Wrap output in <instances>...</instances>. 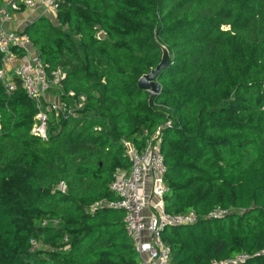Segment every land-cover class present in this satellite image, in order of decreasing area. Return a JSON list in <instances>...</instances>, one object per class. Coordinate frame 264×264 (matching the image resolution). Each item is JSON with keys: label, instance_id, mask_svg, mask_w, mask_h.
Instances as JSON below:
<instances>
[{"label": "trees", "instance_id": "1", "mask_svg": "<svg viewBox=\"0 0 264 264\" xmlns=\"http://www.w3.org/2000/svg\"><path fill=\"white\" fill-rule=\"evenodd\" d=\"M58 21L23 33L50 75L66 73L55 91L86 101L48 111L44 139L34 99L0 81V264H141L111 185L131 169L126 142L157 131L166 211L199 215L164 229L170 264H264V0H61ZM162 46L153 93L138 82ZM216 207L233 211L208 217Z\"/></svg>", "mask_w": 264, "mask_h": 264}, {"label": "built area", "instance_id": "2", "mask_svg": "<svg viewBox=\"0 0 264 264\" xmlns=\"http://www.w3.org/2000/svg\"><path fill=\"white\" fill-rule=\"evenodd\" d=\"M60 3L61 0H0V81L7 92H11L18 79L28 96L34 99L39 112L33 132L44 139L48 138V111L57 117L76 115L84 107L86 95L63 90L50 95L53 87H61L66 73L59 68L50 75L49 65L41 59L28 35L11 27L10 23L15 13L26 9L36 10L39 16L45 15L57 21ZM14 61L18 62L13 65ZM63 92L79 99V110L74 111L62 100ZM47 98L50 101L45 107ZM126 147L132 166L129 171L119 169L114 174L111 188L120 198L109 206L124 210L125 228L140 253L141 264H170L171 247L163 239L164 229L195 223L199 215L194 209L182 213L166 211L165 195L170 188L165 182L167 166L159 131L142 149L131 141L126 142ZM62 187L65 189V185ZM227 213V209L216 207L208 217H221ZM31 243L32 249L39 248L37 240L32 239ZM248 257L249 254L243 252L234 259H215L211 264H234Z\"/></svg>", "mask_w": 264, "mask_h": 264}, {"label": "water", "instance_id": "3", "mask_svg": "<svg viewBox=\"0 0 264 264\" xmlns=\"http://www.w3.org/2000/svg\"><path fill=\"white\" fill-rule=\"evenodd\" d=\"M163 56L161 62L157 65V67L153 68L151 72L144 74L139 79V86L142 89L150 90L153 93H156L160 90L161 86L157 79L159 73L164 70L171 61V55L166 46H162Z\"/></svg>", "mask_w": 264, "mask_h": 264}, {"label": "crops", "instance_id": "4", "mask_svg": "<svg viewBox=\"0 0 264 264\" xmlns=\"http://www.w3.org/2000/svg\"><path fill=\"white\" fill-rule=\"evenodd\" d=\"M22 12L15 13L14 18L10 23V26L14 29H17L18 31H23L27 25H29L37 17H39V13L36 10L28 9L27 14H24ZM17 62L18 61H14L13 65Z\"/></svg>", "mask_w": 264, "mask_h": 264}, {"label": "rangeland", "instance_id": "5", "mask_svg": "<svg viewBox=\"0 0 264 264\" xmlns=\"http://www.w3.org/2000/svg\"><path fill=\"white\" fill-rule=\"evenodd\" d=\"M27 11H28V10L26 9V10H24L22 13L27 14V13H28ZM43 16H44V17H47V16H45V15H43ZM47 19L51 20V22L54 21L53 19H51V18H49V17H47ZM57 22H59V21L57 20ZM99 34H100V35H105V32L101 30V31L99 32ZM54 92H56V91H55L54 88H52V92H50V95H52ZM61 97H62V100H63L64 102H66V103L68 104V106L71 107L74 111L79 110V109H77V106H78V103H79V99H77V98H72L70 95H68L67 93H64V92H63V94H61ZM59 99H60V98H59ZM49 101H50V99L47 98V100H46L47 103L44 104L45 107H47ZM227 211H228V213H229L230 211L232 212L233 210H228V209H227ZM228 213H227V214H228ZM38 243H39V249H40V248L48 247L47 245H44V243H42V242H40V241H38Z\"/></svg>", "mask_w": 264, "mask_h": 264}]
</instances>
